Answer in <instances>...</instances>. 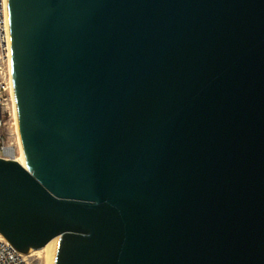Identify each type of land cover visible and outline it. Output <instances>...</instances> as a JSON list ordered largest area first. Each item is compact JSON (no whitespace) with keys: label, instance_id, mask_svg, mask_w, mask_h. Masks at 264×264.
Masks as SVG:
<instances>
[{"label":"water","instance_id":"95a60500","mask_svg":"<svg viewBox=\"0 0 264 264\" xmlns=\"http://www.w3.org/2000/svg\"><path fill=\"white\" fill-rule=\"evenodd\" d=\"M29 168L0 234L53 264H264V0H8Z\"/></svg>","mask_w":264,"mask_h":264},{"label":"built area","instance_id":"2783aa9c","mask_svg":"<svg viewBox=\"0 0 264 264\" xmlns=\"http://www.w3.org/2000/svg\"><path fill=\"white\" fill-rule=\"evenodd\" d=\"M10 41L8 0H0V157L5 158H15L11 154L13 146L6 143L4 138L5 121L8 115L12 116L11 106H13L9 66ZM0 264H33V262L29 260L28 254L18 251L0 234Z\"/></svg>","mask_w":264,"mask_h":264},{"label":"rangeland","instance_id":"374dc122","mask_svg":"<svg viewBox=\"0 0 264 264\" xmlns=\"http://www.w3.org/2000/svg\"><path fill=\"white\" fill-rule=\"evenodd\" d=\"M7 67V66H6ZM8 69V68H7ZM12 73V72H11ZM12 105V104H11ZM12 116L9 115L5 121V141L6 143H10L15 149L18 155L20 154V140L19 134L16 130L15 120L13 118V106H11ZM22 142V141H21ZM54 250L48 248H41L31 250L28 253L29 260L33 262V264H53Z\"/></svg>","mask_w":264,"mask_h":264},{"label":"bare ground","instance_id":"6f19581e","mask_svg":"<svg viewBox=\"0 0 264 264\" xmlns=\"http://www.w3.org/2000/svg\"><path fill=\"white\" fill-rule=\"evenodd\" d=\"M9 66H10V74H11V82H12V98H13V118H14V122L16 125V130L18 131L19 134V140H20V148H19V152L20 154L18 155V153L16 152V149L12 147L11 149V154H13L15 156V159L20 162L22 165H24L26 168H29V164H28V160H27V156H26V151H25V146L23 143V138H22V133H21V129H20V123H19V109H18V104H17V100H16V92H15V85H14V80H13V76H12V43L10 41V54H9ZM22 141V142H21ZM15 153V154H14ZM57 239L58 237L52 239L45 247L43 248H48V249H53L55 251L56 248V244H57Z\"/></svg>","mask_w":264,"mask_h":264}]
</instances>
